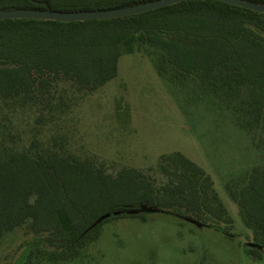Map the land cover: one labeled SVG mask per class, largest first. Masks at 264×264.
I'll use <instances>...</instances> for the list:
<instances>
[{"label":"trees","instance_id":"obj_1","mask_svg":"<svg viewBox=\"0 0 264 264\" xmlns=\"http://www.w3.org/2000/svg\"><path fill=\"white\" fill-rule=\"evenodd\" d=\"M148 1L153 0H0V10H104ZM134 52L152 56L169 85L198 82L203 92L233 104L248 125L264 128V13L219 0H186L111 19H0V241L22 227L40 237L24 264L77 259L105 222L146 220L149 213L111 215L93 226L100 216L144 204L203 226L214 220L232 229L211 175L180 151L161 155L166 182L156 184L140 170L111 173L104 164L65 153L55 139L48 151L37 138L25 145L13 131L7 105H35L42 121L49 108L55 115L49 104L62 83L85 97L117 76L122 54ZM226 189L251 231L256 247L249 252L259 258L264 165L228 181Z\"/></svg>","mask_w":264,"mask_h":264},{"label":"rangeland","instance_id":"obj_2","mask_svg":"<svg viewBox=\"0 0 264 264\" xmlns=\"http://www.w3.org/2000/svg\"><path fill=\"white\" fill-rule=\"evenodd\" d=\"M202 90L195 81L169 85L152 56L134 52L122 54L117 76L85 97L62 83L49 104L55 115L49 108L42 121L35 105L6 106L23 144L37 138L48 151L55 139L63 152L104 164L111 173L134 168L161 184V155L180 151L211 175L233 219L228 231L223 222L198 227L163 212L146 220L113 219L79 258L42 264H264V248L259 258L249 252L251 231L226 189L228 181L264 165V128L251 127L233 104ZM40 239L24 227L6 234L0 264H24L29 246Z\"/></svg>","mask_w":264,"mask_h":264},{"label":"water","instance_id":"obj_3","mask_svg":"<svg viewBox=\"0 0 264 264\" xmlns=\"http://www.w3.org/2000/svg\"><path fill=\"white\" fill-rule=\"evenodd\" d=\"M186 0H153L148 2H142L131 6L104 9V10H79V11H56L51 10L50 8L46 9H35V8H17V9H3L0 10V19H14V18H35L41 20H57V21H87L93 19H111L118 18L123 16L135 15L150 10L158 9L168 5H172L178 2ZM226 3H230L236 6H240L246 9L254 10L257 12L264 13V3L254 2L251 0H219ZM140 211L154 213L160 212L159 209L147 206L146 204L141 205L137 209H128V210H115L112 212H107L100 216L95 223L96 225L102 220L110 217L111 215H119L121 213L127 214H137ZM185 221L191 222L198 227H203V224L197 219L185 216L183 217ZM249 246L256 247L252 242L249 243Z\"/></svg>","mask_w":264,"mask_h":264}]
</instances>
